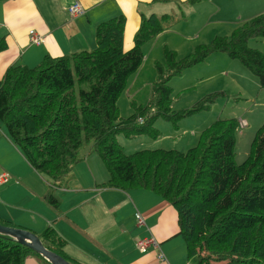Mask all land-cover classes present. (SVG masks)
Listing matches in <instances>:
<instances>
[{"label":"trees","instance_id":"1","mask_svg":"<svg viewBox=\"0 0 264 264\" xmlns=\"http://www.w3.org/2000/svg\"><path fill=\"white\" fill-rule=\"evenodd\" d=\"M164 19L141 14L128 50L123 49L125 17L118 15L96 26L92 50L45 55L33 67L13 63L0 78V125L25 161L52 184L80 161L84 144L92 143L108 175L102 186L146 190L175 209L178 235L195 264H264V122L239 164L237 117L214 119L186 151L156 148L128 154L116 139L143 134L157 139L161 131L154 127L156 121L177 128L185 117L209 110L219 92L206 93L176 111L171 83L216 53L239 61L264 90V55L247 45L252 38H264V13L245 20L229 36L196 45L183 57L163 46L164 63L154 62L150 99L131 102L132 115L121 119L117 101L142 64V46L163 31ZM5 46L1 39L0 51ZM45 200L53 207L59 203L52 193ZM40 238L48 250L66 258L64 242L53 228H45ZM29 254L37 255L0 233V264H23Z\"/></svg>","mask_w":264,"mask_h":264},{"label":"crops","instance_id":"2","mask_svg":"<svg viewBox=\"0 0 264 264\" xmlns=\"http://www.w3.org/2000/svg\"><path fill=\"white\" fill-rule=\"evenodd\" d=\"M75 1L82 5L84 12L71 17L67 7ZM237 3L239 0H222V3L221 0L0 1V39L3 38L6 44L0 51V78L13 63L33 67L45 55L59 57L94 49L96 26L119 13L125 17L123 49L128 50L133 46V35L139 26L141 14L161 16L172 11L171 18L166 15V30L172 22L180 20L179 13L183 19L187 17L197 22L203 17H217L212 25H227L233 11L237 12ZM30 29L43 37L41 44L29 42ZM169 48L177 53L176 47ZM209 61L186 70L181 77L209 65ZM212 62L217 63V56ZM225 63H230V60ZM223 64L203 71L221 74L224 70L221 72L220 66ZM162 121V124L168 123ZM184 132L186 129L182 130ZM175 134L176 131L170 130L168 136L173 137ZM165 136L160 140L164 141ZM194 138L197 139V136L191 130L188 144ZM79 157L80 161L68 172L72 171L73 175L69 186L62 184L68 174L58 184L48 183L49 179H45L25 161L9 140L5 128L0 125V175L7 173L6 180L0 182V221L10 222L37 235L42 234L47 227L53 228L64 242L61 247L64 256L80 264H189L184 241L178 235L177 212L168 202L147 191L142 196L135 192L139 190L122 192L102 186L108 175L101 159L93 151L92 143L80 150ZM82 180L91 183L82 185ZM44 182L57 195L48 188L45 190ZM37 186L42 189H37ZM50 191L58 199L56 209L59 213L54 214L51 210L53 206L45 200V195ZM129 193L134 194L131 196ZM131 206L133 214L127 217L125 212ZM137 211L143 215V224L136 221ZM149 236L159 243L166 258L164 261H158L151 252L142 253L137 249L136 240ZM23 264L44 262L39 256L29 254Z\"/></svg>","mask_w":264,"mask_h":264},{"label":"rangeland","instance_id":"3","mask_svg":"<svg viewBox=\"0 0 264 264\" xmlns=\"http://www.w3.org/2000/svg\"><path fill=\"white\" fill-rule=\"evenodd\" d=\"M236 8L237 12L233 11L232 14L234 18L232 19L231 17L227 25H212L216 22L214 20H216L217 17L212 19L203 17L201 21L197 22L196 20L191 21L187 17L183 19L181 13H179L178 18L180 20L172 22L168 30H166L164 23L167 22L166 15H170L171 18L172 11L161 16L154 14L159 18H166L163 20L164 32L159 33L142 46L144 53L142 64L136 72L128 78L126 88L117 101L120 118L126 119L132 115L133 108L131 109L130 107L131 102L144 104L150 99L151 84L156 75L155 63L156 61L161 64L164 63L162 54L163 46L168 45V48L176 47L177 56L183 57L192 52L196 45L207 43L215 36H229L233 31L232 29L239 25L244 19H251L256 15L264 13V0H239ZM173 11L175 12V8H173ZM185 11L186 9L182 12ZM226 18H229V16ZM247 45L251 48L258 49L264 55V38H252L248 40ZM214 56H217L218 64H223L227 60H230V63H225L220 66L221 72L224 70L221 74H210L209 72L203 71L209 67L218 66L217 63H211ZM207 60H210L209 65L199 67L200 70L198 71L186 73L184 77L179 76L173 79L171 83L173 86L172 105L173 109L176 111L183 110L192 106L202 95L209 92H219L220 95L215 99L210 109L190 117H185L179 121L177 128L170 122L162 124V119L158 120L154 124V127L161 131V135L157 139H151L150 136L144 134L131 138H126L124 135L117 136V142L122 145L125 153L129 154L143 149L156 148L186 151L187 147H191L196 143V138L193 139L191 144L187 142L191 136V130L194 131L196 137L198 136L197 133H199L203 127L207 126L210 121L216 118L237 117L245 119L247 124L239 129L236 136L235 162L239 164L245 159L249 153L250 143L255 131L264 122V90L258 84L257 78L241 65L239 61L228 59L223 53L213 54ZM183 129H186V132L182 133ZM196 129L197 132H195ZM170 130L176 131L173 137L168 136ZM163 135L167 136H165L166 139L164 141H161L160 138ZM177 136L179 137L177 138ZM174 140H177L176 143H173ZM88 144H84L81 151ZM183 146L185 148H183ZM71 172L66 176L65 180L61 179L56 183L58 184L63 180V186H69L70 182L73 180ZM47 182L51 183L50 181ZM45 183L46 182L43 184L45 190L48 188V190H52L54 194L57 195L56 191L48 187L47 183ZM90 183V181H80L82 185ZM37 189H42V187L37 186ZM138 190L139 191L135 192L142 196L146 195L148 192L142 189ZM50 193L52 192L50 191L48 194ZM129 194L132 196L134 193ZM49 205L52 206V203ZM51 210L54 214L59 213L56 207H51ZM133 211L134 209L131 206L128 212H125V215L128 217L133 214ZM195 263V258L189 260V264Z\"/></svg>","mask_w":264,"mask_h":264},{"label":"water","instance_id":"4","mask_svg":"<svg viewBox=\"0 0 264 264\" xmlns=\"http://www.w3.org/2000/svg\"><path fill=\"white\" fill-rule=\"evenodd\" d=\"M0 233L12 237L20 244L42 255L51 264H72L57 253L45 248L39 236L31 231L18 227L5 226L0 224Z\"/></svg>","mask_w":264,"mask_h":264},{"label":"built area","instance_id":"5","mask_svg":"<svg viewBox=\"0 0 264 264\" xmlns=\"http://www.w3.org/2000/svg\"><path fill=\"white\" fill-rule=\"evenodd\" d=\"M241 125L242 126L245 125V122L243 121L241 123ZM150 244H152L150 240H140V241H138V247H139L140 251H144L146 249V247L149 246Z\"/></svg>","mask_w":264,"mask_h":264}]
</instances>
